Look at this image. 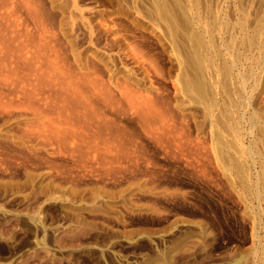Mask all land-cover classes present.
Here are the masks:
<instances>
[{"label": "rangeland", "instance_id": "obj_1", "mask_svg": "<svg viewBox=\"0 0 264 264\" xmlns=\"http://www.w3.org/2000/svg\"><path fill=\"white\" fill-rule=\"evenodd\" d=\"M0 264H264V0H0Z\"/></svg>", "mask_w": 264, "mask_h": 264}, {"label": "bare ground", "instance_id": "obj_2", "mask_svg": "<svg viewBox=\"0 0 264 264\" xmlns=\"http://www.w3.org/2000/svg\"><path fill=\"white\" fill-rule=\"evenodd\" d=\"M199 70V69H198Z\"/></svg>", "mask_w": 264, "mask_h": 264}]
</instances>
